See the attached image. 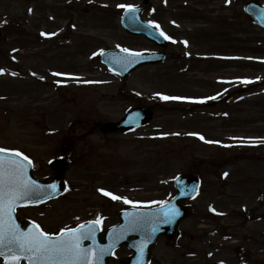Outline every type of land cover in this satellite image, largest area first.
I'll list each match as a JSON object with an SVG mask.
<instances>
[{
  "label": "rangeland",
  "instance_id": "1",
  "mask_svg": "<svg viewBox=\"0 0 264 264\" xmlns=\"http://www.w3.org/2000/svg\"><path fill=\"white\" fill-rule=\"evenodd\" d=\"M249 1L151 0L144 19L179 46L169 47L166 64L122 80L100 53L157 50L121 26L124 9L117 6L143 7L142 0H0L7 29L0 46V147L30 156L38 178L50 174L47 163L65 138L76 148L68 193L20 218L52 232L96 216L110 227L125 208L166 201L175 194L174 178L195 171L203 178L196 214L182 225L179 248L160 241L154 264H264V219L254 218L264 215V31L245 15ZM185 41L192 48L182 49ZM192 52L196 58L185 60ZM141 105L154 108L146 128L102 133L104 124Z\"/></svg>",
  "mask_w": 264,
  "mask_h": 264
},
{
  "label": "snow or ice",
  "instance_id": "2",
  "mask_svg": "<svg viewBox=\"0 0 264 264\" xmlns=\"http://www.w3.org/2000/svg\"><path fill=\"white\" fill-rule=\"evenodd\" d=\"M228 2L230 3L231 0ZM117 7L128 13L138 11L132 5L120 4ZM150 26L155 29L160 28L154 22H150ZM41 35L45 34L41 33ZM159 35L165 40L172 39L162 30L159 31ZM172 42L176 43L175 40ZM183 43L187 45L186 41ZM121 52L127 55L123 57L113 56L112 60L125 70L130 64L143 58L142 53L131 52L127 48H122ZM100 54L103 55V52ZM3 74L4 70L0 69V75ZM12 74L16 75V73ZM53 75L61 74L53 73ZM241 83L248 84L252 81L243 80ZM161 99L180 100L183 98L161 96ZM208 99H216V97H208ZM190 102L203 103L205 101L193 100ZM199 138L204 139L202 136ZM205 142L212 143L211 141ZM31 167L32 161L28 156L17 150L0 147V258H3L4 264H21L22 261H27V264H102L103 256L110 254L114 247V244L101 247L96 242L97 226L101 224L102 218L98 217L95 221L82 223L73 228L61 229L56 234L46 232L36 222H30L26 229L17 222L16 210L18 207L41 203L46 198L45 193H47V198H51L52 194L57 191L56 184L45 186L33 179L28 171ZM48 189H51V192H48ZM98 191L113 200H122L125 204L133 203L127 198L114 195L104 189H98ZM152 203L160 205L159 211L163 213L167 222H171L175 216L179 215L178 210L174 206H169L167 201H153ZM133 206L135 207V205ZM127 215L130 219L125 231H137L143 227L144 217L158 214L134 212ZM156 230V227H153L152 234ZM152 234H148L146 239L141 241L138 248L141 256H143L144 247H146L147 241L152 238ZM109 238L118 241L123 238V233L116 236H112L110 233ZM84 241H91L92 246L85 247Z\"/></svg>",
  "mask_w": 264,
  "mask_h": 264
},
{
  "label": "water",
  "instance_id": "3",
  "mask_svg": "<svg viewBox=\"0 0 264 264\" xmlns=\"http://www.w3.org/2000/svg\"><path fill=\"white\" fill-rule=\"evenodd\" d=\"M149 0H145L147 4ZM246 13L253 19V21L259 25L261 28H264V6L250 2L245 7ZM141 10H138L135 13H128L126 12L123 15L122 23L126 31L132 35H145L149 40L154 41L157 45L165 47L166 43L165 40L159 35V33L154 30L153 27L144 23L140 18ZM4 32L0 28V41L3 39ZM126 53L118 52V51H109L102 55V60L105 64L109 66L111 70L120 74L124 78H128L130 74L138 69L139 67L147 64H158L162 63L166 60V56L162 54H153V55H143L142 59L130 64L127 69L125 70L121 65L113 62L112 57H123L126 56ZM152 118V112L145 109H137L134 112L130 113L126 119L121 122L120 124L116 125L115 127H109L106 131H115L118 129L123 130H130L132 128H138L145 124H147ZM51 166L56 170L57 175L51 179L49 182H38L41 185H50L56 184L57 191L52 194V197H57L58 195L62 194L66 190V183L63 180V175L69 167V164L64 160H57L51 163ZM32 167L28 170L29 175L32 177L31 174ZM179 180H175V186L178 191L177 197L168 205L174 206L175 209L178 210L179 215L175 216L171 222H167L163 213H160L159 209H153L150 211H134L131 210L127 213H121L120 219L121 224L114 228V235L123 233L122 241L119 242V245H126L127 247L131 248L135 255L131 258L127 264H150L151 260V250L156 246L158 239L161 236L166 238V244L169 246L177 245V240L180 237L179 226L180 223L191 217L193 215V210L190 206H181L182 201H189L194 199L199 192L201 180L197 175H181L178 177ZM48 192H51V189H48ZM45 199L43 202L47 201L50 198H47V193L44 194ZM42 203V202H41ZM38 204V203H36ZM34 205V204H30ZM28 205H23L20 207H24ZM157 213L156 216H146L143 219L145 223L143 227L137 231H125L126 225L130 217L127 214L130 213ZM18 222V221H17ZM21 225V224H20ZM156 227V231L152 234V228ZM148 234H152V238L147 241L146 247H144L143 256L140 255L138 248L141 244V241L145 240ZM132 236H136L135 240H130ZM107 235L106 238H108ZM100 244V243H99ZM109 256L105 258V261Z\"/></svg>",
  "mask_w": 264,
  "mask_h": 264
},
{
  "label": "flooded vegetation",
  "instance_id": "4",
  "mask_svg": "<svg viewBox=\"0 0 264 264\" xmlns=\"http://www.w3.org/2000/svg\"><path fill=\"white\" fill-rule=\"evenodd\" d=\"M162 13H163V12H162ZM174 15H175V14L173 13V14H172V18H173ZM174 20H175V19H174ZM175 21H176V20H175ZM0 264H3V263H2V260H0Z\"/></svg>",
  "mask_w": 264,
  "mask_h": 264
}]
</instances>
